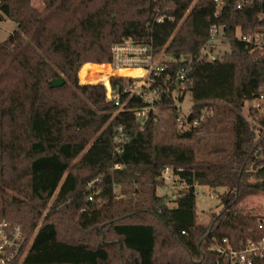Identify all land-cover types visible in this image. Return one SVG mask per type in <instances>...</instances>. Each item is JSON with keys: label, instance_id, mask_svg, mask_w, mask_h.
Segmentation results:
<instances>
[{"label": "trees", "instance_id": "trees-1", "mask_svg": "<svg viewBox=\"0 0 264 264\" xmlns=\"http://www.w3.org/2000/svg\"><path fill=\"white\" fill-rule=\"evenodd\" d=\"M41 1L37 9L0 0L15 24L0 41V221L27 234L14 264H243L216 247L239 250L264 236V215L241 206L264 194V182H249L264 178V111L248 107L250 121L241 114L264 83V0ZM212 25L227 45L215 59L205 53ZM238 34L260 38L247 43ZM125 38L162 55L152 105L125 90L135 80L124 76L140 70L98 82L108 86L110 77L117 99L107 100L102 84L77 82L83 63H108L111 45ZM60 74L62 85L51 87ZM68 82L75 89L60 101ZM187 91L185 125L173 141H157L152 107L174 112ZM150 106L141 124L135 112ZM208 111L210 119L229 114L230 136H217L198 158L190 123ZM165 167L177 184L172 204L156 193ZM197 185L224 189L220 211L201 222ZM7 189L15 193L9 202ZM252 264H264V251Z\"/></svg>", "mask_w": 264, "mask_h": 264}, {"label": "rangeland", "instance_id": "rangeland-1", "mask_svg": "<svg viewBox=\"0 0 264 264\" xmlns=\"http://www.w3.org/2000/svg\"><path fill=\"white\" fill-rule=\"evenodd\" d=\"M30 5L33 7L40 9L42 7V1L41 0H29ZM19 5L15 3V7L12 11L13 13H16ZM0 16L2 17V20H0V41H2L6 35L12 31L14 27V22L12 19L5 17L2 11H0ZM227 49V45L222 42L221 40L215 39L212 40V44L207 45L205 48V51L210 52L212 54L216 53H222ZM162 55L159 54V56L156 57V61L160 59ZM159 57V58H158ZM166 57V56H165ZM87 65V70L83 73L81 72L82 66ZM103 65H106L104 63ZM105 70L104 67L100 66L97 63L93 62H86L83 63L80 68L77 71L76 77L78 84H102L105 88L108 87L104 83H98L100 81H103L105 78V75H102L100 73H103ZM62 77V79H65L63 75H59ZM111 76H123L118 73H114ZM110 76V77H111ZM109 77V78H110ZM129 77V76H124ZM109 78H108V84H109ZM68 88H63L61 92L57 93V98L61 100H65L70 90H74L75 87L67 83ZM105 97L107 100H110V97L108 95V91H105ZM220 104V102H218ZM192 101L190 97V93L187 91L182 96L181 100H177L175 103L176 110L174 112L168 111V110H162L159 109L157 106L152 107V112L156 115V126H155V138L157 141H163V142H170L173 141L172 132L174 128L178 129V125L176 124V121H173V116H186L191 108ZM248 104L245 105V107L241 110V114L250 121V117H248ZM212 116L211 111H208L206 114V119L200 120V124L194 128V136L191 140L192 145L194 148L197 149V157L203 158L206 157L205 151L207 147H210L213 142L215 141L216 137L219 138L224 137L228 139L230 136L229 132V114L226 112H218L214 117L211 119L209 118ZM209 118V119H207ZM251 123V122H250ZM249 182L252 184H259L264 182V178H259L255 175H252L249 177ZM175 184V185H174ZM176 182L173 181V178L171 174H169L168 178H165V185L161 187L156 188V193L159 195H166V198L168 199V202L172 204L171 200L175 195L176 191ZM6 198L7 202L10 201L9 197L12 194H15L11 190H6ZM116 193H120V189L116 188ZM224 191L222 187H219L215 190L209 189L207 186L203 185H197L195 187V206H196V212H197V220L199 222L206 221L208 219L209 212H219L221 209V200L219 198V194H221ZM96 203H101V199H96ZM241 206L244 207L246 211H249L253 214L258 215H264V194H257V195H251L246 197L242 202ZM45 212V211H44ZM40 222V221H39Z\"/></svg>", "mask_w": 264, "mask_h": 264}, {"label": "built area", "instance_id": "built-area-1", "mask_svg": "<svg viewBox=\"0 0 264 264\" xmlns=\"http://www.w3.org/2000/svg\"><path fill=\"white\" fill-rule=\"evenodd\" d=\"M217 6L223 4V0H214ZM247 0H240L237 7L245 3ZM162 17L157 18V21H161ZM221 27L212 25L210 28V39L207 45L212 44V40H223ZM239 39L247 43H256L260 38V35L251 34H238ZM111 60L106 63L107 66L113 71L120 69H140L141 74L132 76L130 78L135 81L125 87L126 91L130 94L137 95L140 99L146 102L148 105H152L159 98V88L153 87L152 83L154 78L159 75L163 67L160 66L156 57L153 54L151 43L136 42L131 38H125L120 42L114 43L110 47ZM207 57L215 59L216 54L205 51ZM184 72H180L178 79H183ZM108 91L110 99H117V94L113 95L110 84L105 88ZM117 103V102H116ZM249 107L260 108L264 111V83L261 85L260 92L257 93L250 101H248ZM150 107H143L136 110V115L139 117L141 124L146 119V112ZM205 114H202L200 119H194L190 125L196 128L200 124V120H203ZM179 128L185 125L187 117L177 116L175 119ZM118 141V138H114ZM169 168L165 167L163 171V178L169 177ZM26 236L27 234L19 225H12L6 220L0 221V264H14V261L18 257H23L26 252ZM217 251L224 253L230 257L231 263L239 261L243 264H252V257L255 255L262 256L264 251V236L258 242H248L241 249L234 250L230 245L216 247Z\"/></svg>", "mask_w": 264, "mask_h": 264}, {"label": "bare ground", "instance_id": "bare-ground-1", "mask_svg": "<svg viewBox=\"0 0 264 264\" xmlns=\"http://www.w3.org/2000/svg\"><path fill=\"white\" fill-rule=\"evenodd\" d=\"M100 66H102V67L105 68L104 72L103 73H100L102 75H105V77L110 76V75H113L114 73H118V71H119V70L113 71L107 65H100ZM120 70H122V69H120ZM125 70H134L135 71V70H140V69H125ZM129 77H132V76H129Z\"/></svg>", "mask_w": 264, "mask_h": 264}, {"label": "water", "instance_id": "water-1", "mask_svg": "<svg viewBox=\"0 0 264 264\" xmlns=\"http://www.w3.org/2000/svg\"><path fill=\"white\" fill-rule=\"evenodd\" d=\"M62 83H63V79L61 76H58L56 79H52L49 81V85L51 87H58V86L62 85ZM258 154H259V152H257V155Z\"/></svg>", "mask_w": 264, "mask_h": 264}, {"label": "crops", "instance_id": "crops-1", "mask_svg": "<svg viewBox=\"0 0 264 264\" xmlns=\"http://www.w3.org/2000/svg\"><path fill=\"white\" fill-rule=\"evenodd\" d=\"M99 65H103V64H99Z\"/></svg>", "mask_w": 264, "mask_h": 264}]
</instances>
